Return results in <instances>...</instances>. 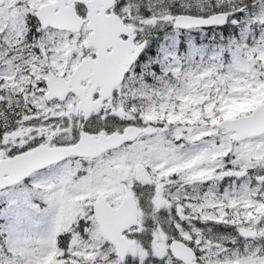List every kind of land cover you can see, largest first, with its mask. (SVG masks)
Returning a JSON list of instances; mask_svg holds the SVG:
<instances>
[{
	"label": "snow or ice",
	"instance_id": "6c2138e0",
	"mask_svg": "<svg viewBox=\"0 0 264 264\" xmlns=\"http://www.w3.org/2000/svg\"><path fill=\"white\" fill-rule=\"evenodd\" d=\"M0 264H264V0H0Z\"/></svg>",
	"mask_w": 264,
	"mask_h": 264
}]
</instances>
